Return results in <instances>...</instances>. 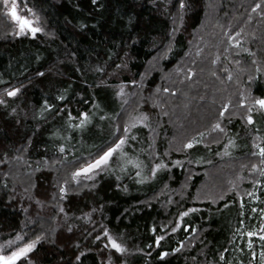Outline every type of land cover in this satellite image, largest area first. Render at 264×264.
I'll return each instance as SVG.
<instances>
[{
  "label": "trees",
  "instance_id": "obj_1",
  "mask_svg": "<svg viewBox=\"0 0 264 264\" xmlns=\"http://www.w3.org/2000/svg\"><path fill=\"white\" fill-rule=\"evenodd\" d=\"M15 2L41 30L0 3V254L225 263L264 176V0Z\"/></svg>",
  "mask_w": 264,
  "mask_h": 264
},
{
  "label": "rangeland",
  "instance_id": "obj_2",
  "mask_svg": "<svg viewBox=\"0 0 264 264\" xmlns=\"http://www.w3.org/2000/svg\"><path fill=\"white\" fill-rule=\"evenodd\" d=\"M11 2L12 0H9V8L11 6ZM8 13L9 15H11L9 10H8ZM205 21L207 22V19ZM93 116L86 119L83 125L79 127L81 132H84V130H86L88 126L94 121ZM136 122H140L139 118L137 117L132 118L131 122L129 123L127 127L134 125V123L136 124ZM121 139L125 140L124 137H121L116 142V144L119 143ZM123 144L121 145L119 149L113 152V154L111 155V157L108 158L106 163L101 164L99 167L93 168L90 172H83L81 171V169L87 167V165L98 160L103 154L99 156L98 158L87 160L83 165H81L80 167H78L71 173V181L73 183H76L77 181H80V180L92 179L99 171L107 167L110 159L114 155H117V158L120 160L123 159L124 157L123 151H122ZM115 145H113L112 147H115ZM141 168L142 167L139 166V169ZM152 169H157L155 164L154 166H152ZM139 178L142 179L144 177L139 176ZM263 189H264V176H263V180L259 182L255 190L252 191L248 195V205L250 208L249 216L246 217L247 218L246 223L245 224L243 223L240 230L237 232L236 234L237 236H235V244L233 248L231 249L225 263L223 264H264V197L261 198L260 196L261 191H264ZM60 192L64 193L65 190L61 189ZM35 244L36 243L34 242V247H35ZM18 249L14 251H17ZM0 255H3V254H0ZM10 255L11 253L3 255V256H10Z\"/></svg>",
  "mask_w": 264,
  "mask_h": 264
},
{
  "label": "snow or ice",
  "instance_id": "obj_3",
  "mask_svg": "<svg viewBox=\"0 0 264 264\" xmlns=\"http://www.w3.org/2000/svg\"><path fill=\"white\" fill-rule=\"evenodd\" d=\"M0 3H2L4 7L10 11L11 18L17 22L21 32H23L25 29H29L33 34H35L36 32L41 30L33 26L32 20L28 19L25 16H21L17 14V10H16L17 5H16L15 0H12L10 8H9V0H0ZM180 6L181 8L184 7L183 0H181ZM257 7H259V5H257ZM14 94H15L14 92L9 93V95H14ZM254 104L259 105L261 109H264V98L255 99ZM248 119L249 121H251L252 118L249 116ZM217 127H219V125H217ZM123 143H124V140L121 139V141L117 143L115 147H109L108 150L104 152L103 155L98 160L87 165V167L81 169V171L90 172L93 168L99 167L101 164L106 163L108 158L111 157V155L113 154V152L119 149ZM185 146L189 148L192 147V142H189ZM61 151H63V149H61ZM260 151H261V154H264V148H261ZM160 167L161 165H156V168H160ZM153 173H155V169H153ZM17 239H20V237L18 236ZM109 239L111 240L113 248L117 249L118 251L122 250L121 245L117 243L115 239H112L111 237H109ZM33 247H34V242L30 244H26L24 247L19 248L17 251L12 252L10 256L0 255V264H15V261L19 259V257L25 255Z\"/></svg>",
  "mask_w": 264,
  "mask_h": 264
},
{
  "label": "water",
  "instance_id": "obj_4",
  "mask_svg": "<svg viewBox=\"0 0 264 264\" xmlns=\"http://www.w3.org/2000/svg\"><path fill=\"white\" fill-rule=\"evenodd\" d=\"M11 14V13H10Z\"/></svg>",
  "mask_w": 264,
  "mask_h": 264
}]
</instances>
